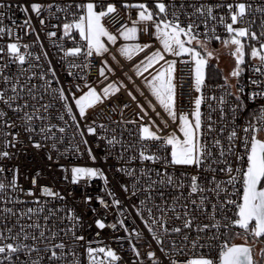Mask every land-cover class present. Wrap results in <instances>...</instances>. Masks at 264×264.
I'll return each mask as SVG.
<instances>
[{
	"label": "snow or ice",
	"instance_id": "6c2138e0",
	"mask_svg": "<svg viewBox=\"0 0 264 264\" xmlns=\"http://www.w3.org/2000/svg\"><path fill=\"white\" fill-rule=\"evenodd\" d=\"M151 3L152 7L149 0H122V3L121 0H64L63 3L31 0L28 7L16 4L25 13L23 24L16 25L9 15L12 25L7 26L3 20L12 11V5L0 2V37L15 36L11 42L0 43V264H82L76 252L80 247L85 248L87 264H119L122 256L109 246L92 247L93 241L85 233L92 230L93 224L99 230L110 227L114 233L123 228L140 241L142 232L129 230L120 219L129 209L142 221L156 246L152 248L149 243L150 250L142 257L137 245L129 240L135 257L133 264H264V248L260 250L259 260L253 258L257 238L264 240V139L260 138V133H264V5L258 4L253 11L249 0L214 3L151 0ZM118 4L129 19L135 10L132 26L121 24L118 29L119 37L125 41L118 48L119 55L126 60L142 55L131 67L135 77L142 78V85L134 86L141 96H144L142 88L150 93L154 103L147 98L146 102L155 114L154 118L140 103L136 104L139 120L124 121L137 129L133 134L135 143L128 145L115 134L109 136L106 126L97 124L88 115L90 109L124 87L123 83H109L98 92L87 81L83 86L68 81L66 89L51 62L46 68L42 65L41 55L48 61L43 46L41 54L33 53L31 45L22 43L16 34L17 27L25 35L36 31L32 24L34 15L39 30L48 38L57 37V31L47 29L62 28L59 39H73V47L55 45L63 52L62 59L81 55L87 59L93 53L101 56L108 52L101 38L106 37L113 44L117 40L104 27L102 19L116 13ZM249 14L252 19L248 18ZM256 14L261 17L259 31L254 29ZM53 20L57 23H50ZM141 24L144 33L158 41L154 49L150 43H129L137 40ZM218 30L226 36L222 38ZM76 33L79 41L74 39ZM214 40L233 59V66L227 75L220 77L223 83L211 85L213 94L206 99L214 104L209 103L205 117L201 111L203 89L210 78L208 69L213 68L211 61L219 60V51L210 48ZM149 49L152 50L146 51ZM112 59L116 61L115 56ZM250 60L256 63H249ZM102 63L99 75L107 79L105 71L111 73L113 68ZM178 63L188 66L191 87L197 93L191 111L179 114ZM66 66L67 75L75 80L78 74L71 70L81 66L71 61ZM246 68L250 75L244 84ZM124 76L128 81L133 80L127 73ZM73 87L75 92L71 91ZM180 88L182 97L183 85ZM127 94L136 101L131 91ZM156 106L167 119L156 111ZM213 112H218L217 120H213ZM241 119L242 123H237ZM169 120L175 127L165 132ZM213 132L216 136L209 141ZM90 138L97 141L98 149H104L100 159L107 163L112 158L119 165H108L114 178L121 175L115 178L113 188L101 168L72 166L71 183L87 185L93 178L103 181L101 191H106L108 199L97 195L95 201L105 211L117 210L116 222L111 225L105 223L106 216L97 218V209L91 207L92 196H83L85 212L77 214L74 207L68 206V196L42 182L43 168L21 172V150L32 151L48 162L53 161V153L59 160L70 151L74 155L86 151L95 163L97 155L90 146ZM117 146L119 153L115 152ZM47 166L53 167L52 163ZM59 167L67 174L65 165ZM21 177L30 186L21 183ZM118 191L121 195H117ZM69 195L75 202L74 194ZM209 205L211 212L207 211ZM89 209L93 217L86 221ZM234 228L241 231H233ZM237 236H243L245 243L230 242ZM249 236L252 244L247 243ZM113 239L119 242L121 237L114 235ZM197 248H208L216 255L213 258L186 255Z\"/></svg>",
	"mask_w": 264,
	"mask_h": 264
},
{
	"label": "built area",
	"instance_id": "2783aa9c",
	"mask_svg": "<svg viewBox=\"0 0 264 264\" xmlns=\"http://www.w3.org/2000/svg\"><path fill=\"white\" fill-rule=\"evenodd\" d=\"M0 2L8 3L12 5V11L8 14H6L3 23L4 25L11 26L12 21L8 19V16H12L15 21L16 25L23 24L24 20L26 19L25 13L21 12L17 7L16 4H24L25 7H28L31 0H0ZM42 3H51L53 0H40ZM56 3H63L64 0H55ZM86 2H90V0H86ZM133 2H142V0H133ZM209 3H214L216 0H208ZM228 2H233V0H228ZM249 2L252 3V9L255 10L256 6L258 4L264 5V0H249ZM122 3V0H121ZM149 6H153L151 3V0H149ZM118 11L114 14H109L108 16L104 17L102 19L103 23L112 31L117 32L121 24H127V26H132L131 20L135 19V10L131 13V19H129L128 15L126 14L125 10L120 6V4L117 5ZM55 12V8L52 10ZM45 17H47V13H44ZM59 15V14H58ZM249 19H252V15L249 14ZM256 25L254 26V29L259 31V25H260V15H255ZM50 23H57V21L53 20L50 21ZM32 24L36 28L35 32H30L27 35L24 34V31L21 30L19 27L16 29V34H18L21 37V42L24 44L31 45L30 50L33 53L41 54V45L43 46V52L47 53L48 61H44L43 55H41V63L46 68L47 63L51 62L54 71L57 73L58 78L62 81V86L64 88H68V81H73V83H80L81 86L87 81L91 86H94L97 90L101 88L104 85H107L109 82L115 80L117 77H120L122 82L125 83L124 87H120L119 91L111 94L107 99H104L102 103H99L97 106L94 107V109H90L88 111V115L90 119H94L97 124L103 123L106 126V132L109 136L115 134L117 139H123V143L125 145L133 144L135 143V137L134 133L136 132V125L130 124V123H124V121H133V120H139V109L136 107L137 103H140L146 111H148L150 116H153L155 118V114L150 110L147 105L143 101V96L138 95V93L134 90L131 83H128L124 77L123 73H127L131 76L132 72L130 71V65L135 63L142 55H138L133 60H131L129 63H124L121 60V56H119L115 52V44L109 45L104 38H101L102 41L107 45L108 52L102 54L101 56H97L95 53H93V56L88 57L85 59L83 55L79 57H66L63 58V52L60 51L59 48H57L55 45L60 44L63 45L65 49L68 47H73V39L65 38L63 40L59 39L60 35L62 34V28L61 29H47L51 31H57V37L48 38L44 31H40L39 24L35 18V16H32ZM143 25L138 26V33H137V40L139 41H149L152 43V48L156 47L157 44L152 36L150 34H145L143 31ZM151 32V29H150ZM218 34L221 35L223 38L226 36V33H224L222 30H218ZM37 36H39V41L37 42ZM15 39V36L9 37L7 35H4L3 37H0V43L6 44L7 42H11ZM74 39L76 41H79V34L76 33L74 36ZM215 41V40H214ZM55 42V43H53ZM83 43V42H81ZM151 50V49H149ZM146 50V51H149ZM23 51V49H21ZM109 54H112L116 57V59L120 62L121 65H123V68H117L112 61L109 59ZM71 61L74 62L81 67L74 68L71 71L74 73H77V77L75 80L73 77H69L67 75L69 69L67 68V63ZM102 61L106 62L107 65L111 68H113V72H107L105 71V76L107 79H104L99 75V69L103 67ZM249 63H256L254 60H250ZM85 65H87L85 67ZM181 69H183V72L181 73ZM250 73L246 71L243 74L242 83L246 84L248 80V76ZM83 76L85 79L80 80L79 77ZM134 81L140 86L139 82L136 78H134ZM191 77L189 75V68L186 65L177 64V72H176V83H177V113L179 112H190L191 109L194 107L192 101L195 98L194 89L191 87ZM213 83H223V81L220 80H209L208 84L203 89V94L205 96V99L202 100L201 105V111L204 113L205 117L207 116V113L209 111L208 105L209 103H213L212 101H208L206 97L208 95L213 94V91L211 89V85ZM183 85V93L184 95L181 97L180 86ZM119 87V85H118ZM72 92H75V88L73 87ZM131 91L134 96H136V101H133L131 97L128 96V92ZM79 94V93H77ZM144 94H147L144 91ZM217 96H219V91H216L215 93ZM152 100V99H150ZM154 103V101H153ZM156 111H160V108L156 106ZM161 115L164 116L165 119H167L166 115H164L161 112ZM213 120L218 119V112H213ZM246 115V114H245ZM144 123H147L144 121ZM156 123L159 125V120H156ZM237 123H242V119L238 120ZM169 127L168 129H165L164 131L167 132L170 129H174V124L172 121H168ZM161 128H163V125H160ZM150 130L155 131V128H151ZM98 131H100L98 129ZM217 131H219V125H217ZM262 133H260L261 135ZM227 135V130L224 134V136ZM216 132H213L210 137H208L209 141L211 139L215 138ZM223 139V137H222ZM90 146L93 149L94 154L97 155V160L95 163H93L92 160H90L87 156V152L85 151L83 155H74L71 151L67 154L66 158H60L59 160L56 159V154L53 153V161L48 162L46 159L41 158L40 156H37L32 151L25 152L21 150L19 152V163L21 164V172L26 173L30 171L34 167H40L44 169V176L45 179L42 182H46L50 186H53L54 189H59L64 195L68 196V206L74 207L77 214H81L85 212L84 205L81 203L82 198L85 194L92 196L93 201L91 202V207H95L97 209V212L99 215L97 218H104L106 216L105 223L108 225H111L116 222L115 220V214L116 209H108L105 211L102 206L95 201V197L97 195L104 196L105 199H108L106 195V191L102 192L101 189L104 187L103 181L98 178H93L88 184L86 185L84 182H80L78 184H72L71 183V167L72 166H94L101 168L109 179V185L110 187L115 188V178H119L121 174H116V177L113 176V169H110L108 167L109 164L116 165V161L112 158H109L107 163L100 159L104 155V149L103 147L97 148L96 144L97 141L95 139L89 140ZM103 143V142H101ZM227 144L225 140V145ZM21 147L22 146H18ZM11 151V149H10ZM63 151V149H61ZM116 153L120 152V147L117 146L115 149ZM127 158V157H125ZM229 159H232L231 157ZM52 163L53 167L51 169L48 168V164ZM65 165V167L68 169L67 174L59 167V165ZM119 166V165H116ZM235 162L233 163V167H235ZM65 175H67V179H65ZM219 178V174H218ZM127 179V178H125ZM21 183H24L26 186H30V184L23 180L21 177ZM69 194H74L75 202L73 200V196ZM117 195H121L119 191L117 192ZM233 199H236L235 196L232 197ZM110 202V201H109ZM126 206H127V202ZM208 212H211V205L207 208ZM231 215V213H229ZM93 217V213L88 210L87 215L85 216L86 221H91ZM221 214H217V219H220ZM120 219L125 221V226L131 230L133 228L136 229V231L142 232V239L140 241L136 240L135 235L129 236L128 233L124 232L123 228H119L118 231L115 233L113 230L108 227L103 230L95 229V225H92V230L86 231L85 235L93 241L92 247H104L109 246L113 248L118 255L122 256L123 259L119 261V264H133V261L135 260V257L132 256L130 251V245L128 243L129 240H132L133 243L137 245L141 252V256L144 257L146 252L149 249L148 245L151 244L152 248H155V242L151 241L150 236L147 233V230L143 228L142 221L135 216L134 211L132 209H129L127 213H124L120 216ZM215 231L214 229L212 230ZM233 231H241L237 228H234ZM97 232L99 235L97 236ZM120 236L121 240L117 242L113 239V236ZM195 235V233H193ZM251 241H247V243L252 244V237L249 236ZM99 241V243H97ZM258 242L260 241L257 240ZM231 243L234 241L231 240ZM256 242L254 246L258 243ZM245 243V242H244ZM264 248V245L261 247V249ZM256 252H253V258L259 260L260 256V250ZM76 252L79 253V259L81 260L82 264H87V257L84 247H80L76 249ZM157 255L160 256L161 253H159V250L157 249ZM190 258H196L199 255H204L208 258H213L216 255L215 251H209L208 248L199 249L189 252L186 254ZM70 259V257H69Z\"/></svg>",
	"mask_w": 264,
	"mask_h": 264
},
{
	"label": "rangeland",
	"instance_id": "374dc122",
	"mask_svg": "<svg viewBox=\"0 0 264 264\" xmlns=\"http://www.w3.org/2000/svg\"><path fill=\"white\" fill-rule=\"evenodd\" d=\"M102 24L104 25V27L109 31V32H111L113 35H116L117 36V40H116V44H115V47H114V49H115V52L119 55V52H118V48L120 47V45L121 44H123V43H125V41L121 38V37H119V35H118V31L117 32H114V31H112V30H110L104 23H103V21H102ZM102 38H104L105 40H106V42L109 44V45H113V43H109L108 41H107V38L106 37H102ZM154 38V40H155V42H156V44H157V46H158V41H156V39H155V37H153ZM103 42V41H102ZM134 42H139V43H141V44H143V43H150L151 45H152V43L153 42H149V41H139V40H136V41H132V42H129V43H134ZM104 43V42H103ZM105 44V43H104ZM156 46V47H157ZM105 47L107 48V45L105 44ZM155 48V47H154ZM154 48H152V49H154ZM210 48L211 49H215V50H218L219 51V60L217 61V60H215V59H213L212 61H211V64L213 65V67H216L217 69H219L220 70V77L221 76H225V75H227V73L229 72V70L231 69V67L233 66V59L229 56V55H227V53H226V50L221 46V43L219 42V41H213L212 43H211V45H210ZM151 49V50H152ZM150 51V50H149ZM138 55H140V54H137L136 56H133L132 57V59L131 60H133L135 57H137ZM112 54H109V59L112 61V63L117 67V68H120L121 67V64H120V62L119 63H117V59H116V61H114L113 59H112ZM120 56V55H119ZM139 59H142V57H140ZM138 59V60H139ZM121 60L124 62V63H129L131 60H126L125 58H123L122 56H121ZM138 60L136 61V62H138ZM135 62V63H136ZM134 64V63H133ZM131 67H132V64L130 65V71H131ZM123 75V77H124V79L128 82V83H131L132 84V86H133V88H134V90H135V86H139L135 81H134V78H136L137 79V81L139 82V84L140 85H142V78L141 77H135V75H134V73H132V77H133V80L132 81H128L127 79H126V77L124 76V73L122 74ZM129 75V74H128ZM145 76H147L148 74L147 73H145L144 74ZM131 76V75H130ZM116 81H120L121 83H123L124 85H125V83L124 82H122V80L120 79V77H117L115 80H113V81H111V82H109V83H114V82H116ZM108 83V84H109ZM134 84H135V86H134ZM105 86V85H104ZM103 87V86H102ZM102 87L101 88H99L97 91L99 92L101 89H102ZM142 91H145L147 94H144V96H143V101H144V103L147 105V107H148V104H147V102H146V98L148 99V100H150V99H152L153 100V98H151V96H150V93H148L147 92V90L146 89H141ZM136 91V90H135ZM138 93V92H137ZM138 95H140L139 93H138ZM154 101V100H153ZM149 108V107H148ZM150 110H152L151 108H149ZM161 110V112L163 113V111H162V109H160ZM164 114V113H163ZM164 115H166V114H164ZM159 120V119H158ZM175 127V126H174ZM172 130H174V129H170V130H168V131H172ZM247 240H248V238H247ZM233 243H244L245 242V238L243 237V236H237V237H235V239H233ZM264 245V240H260L254 247H253V252H256V251H258L259 249H261V247Z\"/></svg>",
	"mask_w": 264,
	"mask_h": 264
},
{
	"label": "trees",
	"instance_id": "16d2710c",
	"mask_svg": "<svg viewBox=\"0 0 264 264\" xmlns=\"http://www.w3.org/2000/svg\"><path fill=\"white\" fill-rule=\"evenodd\" d=\"M152 7V6H149ZM209 80H220V71H217L216 67L208 69ZM261 240V239H260ZM248 242L251 241L250 237H248Z\"/></svg>",
	"mask_w": 264,
	"mask_h": 264
},
{
	"label": "flooded vegetation",
	"instance_id": "af4514ba",
	"mask_svg": "<svg viewBox=\"0 0 264 264\" xmlns=\"http://www.w3.org/2000/svg\"><path fill=\"white\" fill-rule=\"evenodd\" d=\"M260 138H261V139H264V133H262V134L260 135Z\"/></svg>",
	"mask_w": 264,
	"mask_h": 264
},
{
	"label": "water",
	"instance_id": "95a60500",
	"mask_svg": "<svg viewBox=\"0 0 264 264\" xmlns=\"http://www.w3.org/2000/svg\"><path fill=\"white\" fill-rule=\"evenodd\" d=\"M260 238H257V240H259ZM237 244H243V243H237Z\"/></svg>",
	"mask_w": 264,
	"mask_h": 264
}]
</instances>
